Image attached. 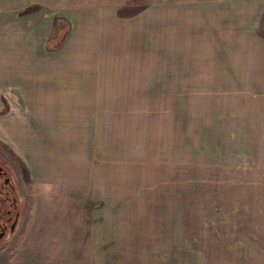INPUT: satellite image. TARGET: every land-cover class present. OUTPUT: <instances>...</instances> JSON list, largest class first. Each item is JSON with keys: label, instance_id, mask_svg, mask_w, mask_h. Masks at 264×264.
<instances>
[{"label": "rangeland", "instance_id": "rangeland-1", "mask_svg": "<svg viewBox=\"0 0 264 264\" xmlns=\"http://www.w3.org/2000/svg\"><path fill=\"white\" fill-rule=\"evenodd\" d=\"M71 7L113 10L116 36L97 30L83 53L103 54L110 69L117 50L126 70L117 105L93 106L113 114L67 123L87 131L85 155L95 148L98 157L80 180L37 162L49 142L72 154L74 143L38 136L18 89L29 69L60 80L34 62L53 58L56 70L65 61ZM92 64L66 79L94 83ZM0 156L25 195L0 264H254L264 218V0H0Z\"/></svg>", "mask_w": 264, "mask_h": 264}, {"label": "crops", "instance_id": "crops-1", "mask_svg": "<svg viewBox=\"0 0 264 264\" xmlns=\"http://www.w3.org/2000/svg\"><path fill=\"white\" fill-rule=\"evenodd\" d=\"M112 13L113 10L112 12H109V10H107V12L104 14L102 11H97L92 8H68V11H66V15L72 21L73 28L68 35L66 44L60 50V54L65 58V61H63L61 65H58L56 70L53 58H47L44 61L34 62V64L40 63V66H37L39 68V71L42 70V72L46 74H53V76L55 74H58L59 79L61 80L62 78V81H54L49 79L39 81L36 75H32L37 71V69H29L28 67H26L31 72L30 79H28V77H22L25 83L18 87V89L20 90V94L26 100V104L30 105V119L37 122L36 127L38 130V136L46 133L47 137L55 136L61 138L59 140L61 142H64V138L68 137V142L73 141L74 143V153L72 154V151L70 149L66 151L65 147H60L53 150L54 148H56L55 144L49 142L45 148V154L47 152V159H44L43 151L37 150V162H39L40 160H42L41 162L45 161L48 167L49 163H55V167L53 168L57 169L58 171L61 170L62 175H66L67 173L70 174L71 171L76 173L77 171V175L79 178H74H77V180H80L82 178V175H87V171L85 169L86 163L93 161V155L94 159H97L98 157L96 156V151L94 150L95 148L92 151L93 154L90 153L87 157L85 155L84 150H86L85 144L87 131L79 127L76 129L74 128V130L70 132V127H68L69 124L67 125V123L72 120L85 121L87 115L91 114L92 112H95L97 114H103V112H105V114H113L112 107H107L103 110V108L101 107L93 106H114L117 105L120 99H122L119 98L118 95H112L116 94V92L118 91L120 82H124L123 75L119 74H123V72H126L124 64L120 65L118 63L119 55L117 50H113L114 52L112 51L115 58L117 59L116 63H111V65H114V67L112 66V68L110 69L107 68V64L109 63V61L108 59L103 58V54L96 55L93 52H85V54L83 53L85 50L89 49V44H83L84 41L97 39V30L101 35L105 34L108 38H111V41L112 37L114 38L116 36L115 34V36L113 35V32L117 33L118 31L116 27V25H118V17L112 16ZM35 55V58H38L40 56L38 54ZM96 57H100L101 60L97 59ZM87 58L89 60H93V64L91 66H94L95 69L93 70V72L97 74L95 76L94 83L87 84V82L81 81L80 77H77V82L72 83V81H68L66 78H68V74H70L71 72L73 74L76 73V71L78 74L82 73L80 71V66H82V62ZM74 59H76L77 61H73L72 63V60ZM112 61L113 60H111L110 62ZM71 64L74 65L70 66ZM105 73L110 75H106ZM47 78L49 77L47 76ZM102 78L107 79V81H104ZM92 89H111L112 91L108 96H91L93 94ZM55 121L64 122L63 124L55 125ZM65 125L66 128L64 127ZM94 137H97L95 131ZM63 145H65V142L63 143ZM32 162H34L33 158ZM84 178L86 177H83V179ZM262 179L263 178H261V180ZM111 180L112 182H110V184H113L114 182L117 183V181L113 178H111ZM261 184H264V182L262 181ZM130 198L131 196L129 195H125V197L109 196V198H107L106 200H130ZM263 219L260 225L259 222L257 223L258 225L254 230V264H264ZM250 257L243 256V262L245 260V264H248V258Z\"/></svg>", "mask_w": 264, "mask_h": 264}, {"label": "flooded vegetation", "instance_id": "flooded-vegetation-1", "mask_svg": "<svg viewBox=\"0 0 264 264\" xmlns=\"http://www.w3.org/2000/svg\"><path fill=\"white\" fill-rule=\"evenodd\" d=\"M25 195L12 166L0 156V245L10 241L22 220Z\"/></svg>", "mask_w": 264, "mask_h": 264}]
</instances>
